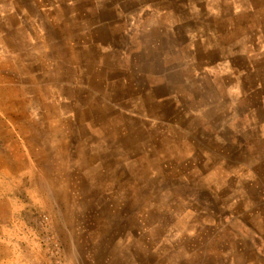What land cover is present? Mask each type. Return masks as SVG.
<instances>
[{
  "label": "rangeland",
  "instance_id": "1",
  "mask_svg": "<svg viewBox=\"0 0 264 264\" xmlns=\"http://www.w3.org/2000/svg\"><path fill=\"white\" fill-rule=\"evenodd\" d=\"M88 261L264 264V0H0V264Z\"/></svg>",
  "mask_w": 264,
  "mask_h": 264
},
{
  "label": "bare ground",
  "instance_id": "2",
  "mask_svg": "<svg viewBox=\"0 0 264 264\" xmlns=\"http://www.w3.org/2000/svg\"><path fill=\"white\" fill-rule=\"evenodd\" d=\"M17 144V143H16ZM10 155V154H9ZM19 155V154H18ZM20 156V155H19ZM18 157V156H17ZM21 157V156H20ZM4 158V157H3ZM8 158V157H7ZM11 159V158H10ZM8 161V160H7ZM7 163V162H6ZM4 166V165H3ZM15 167V166H14ZM2 170V169H1ZM7 170V169H6ZM14 174V173H13ZM5 184V183H4Z\"/></svg>",
  "mask_w": 264,
  "mask_h": 264
},
{
  "label": "crops",
  "instance_id": "3",
  "mask_svg": "<svg viewBox=\"0 0 264 264\" xmlns=\"http://www.w3.org/2000/svg\"><path fill=\"white\" fill-rule=\"evenodd\" d=\"M87 264H96V263H94V262H89V261H88Z\"/></svg>",
  "mask_w": 264,
  "mask_h": 264
}]
</instances>
